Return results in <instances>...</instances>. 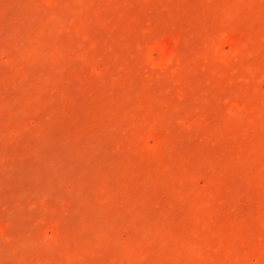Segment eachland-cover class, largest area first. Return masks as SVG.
<instances>
[{"label": "rangeland", "instance_id": "374dc122", "mask_svg": "<svg viewBox=\"0 0 264 264\" xmlns=\"http://www.w3.org/2000/svg\"><path fill=\"white\" fill-rule=\"evenodd\" d=\"M0 264H264V0H0Z\"/></svg>", "mask_w": 264, "mask_h": 264}]
</instances>
